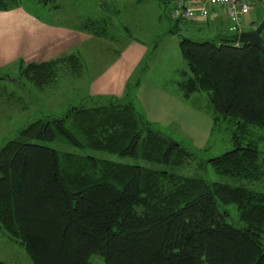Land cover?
<instances>
[{
    "label": "trees",
    "instance_id": "16d2710c",
    "mask_svg": "<svg viewBox=\"0 0 264 264\" xmlns=\"http://www.w3.org/2000/svg\"><path fill=\"white\" fill-rule=\"evenodd\" d=\"M23 3L0 0V9ZM86 20L80 29L116 36L106 15ZM173 20L176 31L181 22ZM238 37L237 30L219 39L182 36L187 67L177 85L185 97L207 91L215 124L231 125L233 147L209 161L239 184L33 141L181 165L192 151L154 128L126 93L87 92L64 113H42L2 142L0 228L32 264H95L94 254L104 264H264V53ZM84 62L63 53L14 64L42 84L64 67L81 73Z\"/></svg>",
    "mask_w": 264,
    "mask_h": 264
},
{
    "label": "rangeland",
    "instance_id": "374dc122",
    "mask_svg": "<svg viewBox=\"0 0 264 264\" xmlns=\"http://www.w3.org/2000/svg\"><path fill=\"white\" fill-rule=\"evenodd\" d=\"M24 4L49 22L56 25L65 23L73 28L79 22L85 23L89 17L106 15L113 22L110 32H116V36L111 39L93 34L90 41L84 39L82 44H72L66 51H54L51 58L63 53L78 52L84 57L86 68L77 76L73 69L65 70L64 67L58 70L55 82L42 84L28 77V72L22 74L14 64L20 57L24 58L25 65L30 62L24 54H20L23 48L18 46L16 38L13 37L12 47L8 46V49H5L2 42L1 50H7L3 54L20 55L3 63L4 66L0 69V76H4L0 78V145L8 137L14 136L19 127L40 117L42 113L59 115L72 104L81 102L89 92L88 86L91 80L94 81L93 77L100 79L98 76L102 71L108 66L112 68L117 65L121 57L128 63L134 58V52L126 50L128 41L141 40L146 50L136 69L127 74L126 68L122 69V63H119L120 70H115L109 86L104 82V87L109 92L107 94H128L154 128L179 140L192 151L191 155L185 156L181 165L121 156L106 150L80 148L61 140L34 138L33 141L43 142L60 150L92 153L110 159L140 162L154 168H168L185 175L202 176L232 184L242 182L239 178L219 173L209 161L210 157L233 147L231 125L215 124L214 110L207 91L185 97L177 85L180 70L187 67L180 45L182 36L198 40L231 36L236 30L231 28L228 18L209 16L205 19H190L179 23V29L173 31L171 27L175 20L172 19L171 7L163 0H54L47 6L35 0H24ZM263 19L264 0H256L251 10L242 17L243 28L250 29ZM64 43L56 46L55 50L62 48ZM122 72L128 76L126 80L125 75L123 79L120 78ZM128 83H131L130 87ZM0 259L10 264H32L24 247L1 228ZM92 260L95 264H104V258L99 254H94Z\"/></svg>",
    "mask_w": 264,
    "mask_h": 264
},
{
    "label": "crops",
    "instance_id": "0c3cea01",
    "mask_svg": "<svg viewBox=\"0 0 264 264\" xmlns=\"http://www.w3.org/2000/svg\"><path fill=\"white\" fill-rule=\"evenodd\" d=\"M13 33H15V35ZM93 34L95 36V33L91 30L85 31L80 29L79 23L75 24L73 28L71 26H66L65 23L56 25L55 23L49 22L45 18L39 17L36 12L31 10V8L26 6L24 3L21 6L8 10H0V65L8 63V61L18 57L20 54H24L29 61L46 60L51 58V54L54 51L55 53H59L64 49V51H66V49H69L72 44H82L84 39H86V41L92 40ZM13 37L18 41V46H22L23 51L17 55L3 54L7 51L5 49H8V46L12 47L11 43L14 42ZM2 42L5 45V49L1 50ZM63 42H65L64 46L55 50V47H58L60 43ZM143 43L144 42L141 40H129L126 50L129 52L133 51L134 58L130 59V61L126 63L121 57L117 65L112 68H109V66L106 67L98 76L103 82H101L100 79L93 77L94 81L91 80L90 85L88 86V91L92 94L109 93L104 87V84L106 83L109 86V83L111 82L109 80L113 78V73H115V70H120L121 68V66L119 67V63H122V69L126 68L125 72L127 74L136 69V65L140 61V57L146 50ZM14 49L15 48L13 47L12 50ZM124 75L122 72L120 78H124L126 80L128 76L126 74Z\"/></svg>",
    "mask_w": 264,
    "mask_h": 264
},
{
    "label": "built area",
    "instance_id": "2783aa9c",
    "mask_svg": "<svg viewBox=\"0 0 264 264\" xmlns=\"http://www.w3.org/2000/svg\"><path fill=\"white\" fill-rule=\"evenodd\" d=\"M256 0H168L172 18L180 22L190 19H205L209 16H224L231 28L243 30L242 17L248 13Z\"/></svg>",
    "mask_w": 264,
    "mask_h": 264
},
{
    "label": "water",
    "instance_id": "95a60500",
    "mask_svg": "<svg viewBox=\"0 0 264 264\" xmlns=\"http://www.w3.org/2000/svg\"><path fill=\"white\" fill-rule=\"evenodd\" d=\"M264 29V19L261 20L257 25L250 29H243L239 32V41L245 42L250 41L258 46L264 53V37L262 31Z\"/></svg>",
    "mask_w": 264,
    "mask_h": 264
}]
</instances>
